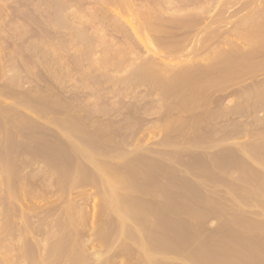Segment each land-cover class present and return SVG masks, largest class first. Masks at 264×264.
<instances>
[{
  "label": "rangeland",
  "instance_id": "obj_1",
  "mask_svg": "<svg viewBox=\"0 0 264 264\" xmlns=\"http://www.w3.org/2000/svg\"><path fill=\"white\" fill-rule=\"evenodd\" d=\"M262 26L264 0H0V264H264Z\"/></svg>",
  "mask_w": 264,
  "mask_h": 264
},
{
  "label": "bare ground",
  "instance_id": "obj_2",
  "mask_svg": "<svg viewBox=\"0 0 264 264\" xmlns=\"http://www.w3.org/2000/svg\"><path fill=\"white\" fill-rule=\"evenodd\" d=\"M222 10H223V9H222ZM202 11H203V10H202ZM205 11H208V10L205 9V10H204V13H206ZM219 12H220V11H219ZM219 12H218V13H219ZM225 12H226V10H225ZM231 12H232V11H231ZM208 13H209V12H208ZM197 14H198V16L200 15V13H197ZM197 14H195V15H196V18H199V17L197 16ZM219 14H220V15H221V14L223 15V11H222V13H219ZM225 14H226V13H225ZM233 14H235V12H233ZM233 14L230 13L229 16H233ZM193 16H194V15H193ZM218 16H219V15H218ZM226 16H228V15H226ZM226 16L224 15V17H226ZM221 17H222V16H220V18H221ZM224 17L222 18V20L224 19ZM189 18H191V17H189ZM193 18H194V17H193ZM201 18H202V14H201ZM201 18H199V19H201ZM204 18H205V17H204ZM215 18H216V17H215ZM218 19H219V18H217V20H218ZM179 20H181V18H180ZM182 20H184V19H182ZM187 20H188V19H187ZM187 20H186V21H187ZM189 20H190V19H189ZM192 20H195V19H191V21H189V22H190V23L193 22ZM196 20H198V19H196ZM201 20H202V19H201ZM222 20H221V21H222ZM174 21L176 22V20H174ZM184 21H185V20H184ZM198 21H199V20H198ZM218 21H219V20H218ZM178 22H179V21H178ZM189 22H188L187 24H189ZM196 22H197V21H196ZM176 23H177V22H176ZM182 23H183V22H181V24H182ZM185 23H186V22H185ZM211 23H212V22H211ZM213 23H214V22H213ZM215 23H216V22H215ZM187 24H185V25H187ZM217 24H218V23H217ZM183 25H184V23H183ZM191 25H192V24H191ZM191 25H190V26H191ZM213 26H214V25H213ZM213 26H212V27H213ZM212 27H211V28H212ZM207 28H208V27H207ZM260 28H261V27H260ZM258 29H259V28H258ZM262 29H263V30H261V29H259V30H261V31L263 32V31H264V27H263V26H262ZM258 32H259V35H261L262 32H261V33H260V31H258ZM196 36H197V35H196ZM253 36H254V34H253ZM256 36L259 37V36H258V33L255 34V38H256ZM262 36H264V33L261 35V37H262ZM183 37H184V36H183ZM183 37H182V38H183ZM194 37H195V36H194ZM261 37H260V38H261ZM180 38H181V37H180ZM186 38H187V39H186ZM188 38H189V36H188V37L185 36L183 39H185V40H189ZM199 38H200V37H198V39H199ZM248 38H249V37H248ZM252 38H253V37H252ZM169 39H170V38H169ZM198 39H197V40H198ZM165 40H166V39H165ZM165 40H164V41H165ZM174 40H175V39H173V40L171 39V40H168V41H169V42H170V41L172 42V41H174ZM247 40H248V39H247ZM252 40H253V39L250 38V41H252ZM258 40H261V41L263 42L264 39H263V38H262V39L257 38V39H256L255 41H253V42H254V43H257ZM168 41H167V42H168ZM248 41H249V40H248ZM174 42H176V41H174ZM178 42L180 43V41H178ZM183 42H184V40H183ZM185 42L189 43V41H185ZM258 42H259V43H262V42H260V41H258ZM165 43H166V41L164 42V44H165ZM172 43H173V42H172ZM181 43H182V42H181ZM181 43H180V44H181ZM192 43H193V42H192ZM170 44H171V43H170ZM180 44H179V45H180ZM185 44H186V43H185ZM185 44H184V45H185ZM257 44H258V43H257ZM165 45H166V44H165ZM177 45H178V43H177ZM177 45H176V47H177V48L179 49V51H180V48H179V46H177ZM182 45H183V44H182ZM184 45H183L182 49L187 48L186 46H187L188 44H186L185 48H184ZM192 45H193V44H192ZM262 45L264 46V42L262 43ZM262 45L260 44V46H262ZM167 46H168V45H167ZM169 46H171V45H169ZM174 46H175V45H174ZM188 46H189V47H188L189 49H192V48H193V47L190 48V43H189ZM263 46H262V48H264ZM171 47H172V46H171ZM258 47H259V45H258ZM172 48H175V47H172ZM172 48H171V49H172ZM188 48H187V50H188ZM260 48H261V47H260ZM260 48H259V49H260ZM167 49H168V48H167ZM178 49H177V50H178ZM259 49H258V50H259ZM175 50H176V49H175ZM187 50H186V51H187ZM260 50H261V49H260ZM262 50H263V49H262ZM172 51H174V49H172ZM184 51H185V50H184ZM258 52H260V51H258ZM258 52H257V53H258ZM223 53H224V52H223ZM260 53H264V52L261 51ZM220 54H221V52H220ZM220 54H219V55H220ZM226 54L229 55V54H231V53L229 52V53H226ZM224 55H225V54H224ZM214 56H215V55H214ZM217 56H218V55H217ZM217 56H216V57H217ZM220 56H221V55H220ZM226 56H227V55H225V56L222 55V59H223V57L226 58ZM229 56H230V55H229ZM210 57H213V55L210 56ZM210 57L207 58V59H210ZM227 57H228V56H227ZM231 57H232V54H231ZM217 58H219V57H217ZM225 58H224V59H225ZM222 59L220 58V60H222ZM205 60H206V59H205ZM210 60H212V62H213L215 59H210ZM216 60H217V59H216ZM216 60H215L214 62H216ZM203 61H204V60H203ZM226 61H228V60H226ZM230 61H231V60H230ZM230 61H229V62H230ZM208 62H210L209 64L212 63L211 61H208ZM208 62L206 61V64H207ZM203 63H204V62H201V64H203ZM237 63H238V62H237ZM237 63H236V64H237ZM197 64H198V63H197ZM201 64H200V65H201ZM206 64L204 63L203 65L205 66ZM209 64H208L207 66L210 67L212 64H211V65H209ZM220 64H221V63H220ZM194 65H195V64H194ZM200 65H199V66H200ZM212 66H213V65H212ZM212 66L210 67V69L212 68ZM225 66H226V65H225ZM230 66H231V65H230ZM192 67H193V66H192ZM195 67H196V66H194L193 68H195ZM201 67H202V65H201ZM213 67H214V66H213ZM222 67H223V66H222ZM226 67H228V66H226ZM226 67H225V68H226ZM188 68H189V67H188ZM196 68H198V67H196ZM196 68H195V69H196ZM228 68H229V67H228ZM228 68H226V69H228ZM230 68L232 69V67H230ZM198 69H199V68H198ZM202 69H203V67H202ZM222 69H223V68H222ZM190 70H191V69H190ZM206 70H209V69L206 68ZM211 70H214V69H211ZM193 71H194V70H193ZM202 71H204V69H203ZM190 72H191V71H190ZM194 72H196V71H194ZM194 72H193V73H194ZM197 72H198V71H197ZM197 72L194 73V74H196V77H197V75H198ZM207 72H208V71H207ZM209 72H211V71H209ZM181 73H183V71H182ZM181 73H180V74H181ZM223 73H224V69H223ZM174 74H175V73H174ZM204 74H205V73H204ZM183 75H184V74H183ZM172 76H173V75H172ZM175 76H176V74H175ZM175 76H174V77H175ZM191 76H192V75H191ZM205 76H206V75H205ZM205 76H203V77H205ZM174 77H173V78H174ZM182 77H183V76H182ZM185 77H186V76H185ZM200 77H201V76H200ZM209 77H211V76H209ZM170 78H171V77H170ZM170 78H169V80H170ZM179 78H180V76H179ZM179 78L177 77L178 80H179ZM190 78H191V77H190ZM194 78H195V76H194ZM198 78H199V77H198ZM180 79H182V78H180ZM195 79H197V78H195ZM166 80H167V79H166ZM171 80H172V82H173V79H172V78H171ZM174 80H176V78H174ZM186 80H188V79H186ZM186 80L184 79V81H186ZM200 80H201V79H200ZM200 80L198 79V81H200ZM190 81H191V80H190ZM165 82H166V81H165ZM174 82H175V85H177V84H176V81H174ZM174 82H173V83H174ZM187 82L189 83V81H187ZM187 82H185V83H187ZM193 82H194V81H193ZM163 83H164V82H162V85H163ZM166 83H168V82H166ZM177 83H178V82H177ZM195 83H196V82H195ZM193 84H194V83H193ZM193 84H192V85H189V86L192 88V86L195 85V84H194V85H193ZM196 84H197V83H196ZM167 85L172 86L173 84H172V85L167 84ZM178 85H179V86L181 85V87H182V86H183V83H181V84L178 83ZM184 86H186V85H184ZM184 86H183V87H184ZM189 86H188V87H189ZM196 86H197V85H196ZM172 87H173V86H172ZM175 87H176V86H175ZM186 87H187V86H186ZM194 87H195V86H194ZM170 88H171V87H170ZM184 88H185V87H184ZM191 88H189V90H190V92L193 93V94H194V92L197 91L196 89H198V88H196V89H195L196 91H195V90H193L194 88H193V89H191ZM166 89H168V88L166 87ZM175 89H176V88H175ZM175 89H174V90H175ZM179 89H180V87H179ZM181 89H182V88H181ZM174 90H171V91L174 92ZM182 90H183V89H182ZM187 90H188V89H187ZM192 90H193V92H192ZM167 91H168V90H166L165 92H167ZM177 91H180V92H181V90H177ZM172 92H171V93H172ZM2 93H3V92H2ZM7 93H9V92H6L5 94H7ZM174 93H176V92H174ZM185 93H187V92L185 91ZM185 93H183V94H185ZM5 94H4V96H5ZM12 94L14 95V92H13ZM176 94H177V93H176ZM176 94H175V95H176ZM180 94H181V93H178V95H180ZM188 94H189V93H188ZM15 95H16V94H15ZM190 95H191V94H190ZM7 96L9 97V95H7ZM181 96H182V95H181ZM11 97H12V99H15V98H13V96H11ZM22 97H23V96H22ZM263 97H264V96H263ZM21 99H22V98H21ZM15 100H17V99H15ZM18 100H19V99H18ZM193 100H194V99H193ZM20 101H22V100H20ZM20 101H16V102L20 103ZM26 102H28V101H26ZM38 103H40V102H38ZM38 103H37V104H38ZM31 104H32V103H31ZM40 104H41V103H40ZM40 104H39V105H40ZM34 105H35V104H34ZM191 105H192V104H191ZM39 107H42V106H38V107H36V109L39 108ZM9 108H10V107H9ZM11 108H12V106H11ZM34 108H35V107H34ZM14 110H15V109H14ZM14 110H12V111L14 112ZM41 110H42V108H41ZM12 111H11V113H13ZM18 111H19V110H18ZM15 112H17V111H15ZM15 116H16V114H15ZM17 117H18V115H17ZM22 117H23V116H22ZM73 117H74V116H73ZM67 118H68V117H67ZM69 118H72V116L69 117ZM12 119H13V117H12ZM15 119H16V118H15ZM15 119H13V120L15 121ZM21 120H23V118H22ZM68 120H69V119H68ZM72 120L74 121L75 118L72 119ZM77 120H78V119H77ZM196 120H197V119H196ZM10 121H11V119H10ZM79 121H81V120H79ZM19 122H20V121H19ZM76 122H77V123H76ZM76 122H75V124H78V121H76ZM11 123H13V122H11ZM71 123H72V121H71ZM20 124H21V123H20ZM68 124H70V122L67 123V125H68ZM72 124H73V123H72ZM83 124H85V122H84ZM32 125H33V124H32ZM78 125L80 126V124H78ZM81 125H82V124H81ZM9 126H10V125H9ZM63 126H66V123H64ZM69 126H70V125H69ZM74 126H75V125H74ZM74 126H73L72 128H74ZM76 126H77V125H76ZM79 126H78V127H79ZM33 127H34V126H33ZM83 127H84V126H83ZM83 127H79V129H80V128H83ZM89 127H90V126H89ZM31 128H32V127H31ZM72 128H71V130H72ZM75 128H76V127H75ZM75 128H74V129H75ZM84 128H85V127H84ZM84 128H83V130H84ZM36 129H37V128H36ZM76 129H77V128H76ZM76 129H75V130H76ZM91 129H93L92 126H91ZM80 130H82V129H80ZM93 130H94V129H93ZM93 130H92V131H93ZM95 130H96V129H95ZM95 130H94V132H95ZM73 131H74V130H73ZM76 131H77V130H76ZM78 131H79V130H78ZM78 131H77V133L79 134L81 131H79V132H78ZM85 131H86V130H84V134L86 135V132H85ZM92 131H91V132H92ZM98 131L100 132L101 130L98 129ZM98 131H96V132H97L98 134H100ZM103 131H104V130H103ZM82 132H83V131H82ZM96 132H95V133H96ZM105 133H106V132H105ZM105 133L103 132V134H105ZM80 134H81V133H80ZM88 134H89V133L87 132V135H88ZM92 134H93V133H92ZM98 134H96V135L99 136ZM85 135H83V136H85ZM101 135H102V134H101ZM105 135H106V134H105ZM108 135H109V134H108ZM88 136H89V135H88ZM92 136H94V135H91V137H92ZM103 136H104V135H103ZM109 136H110V135H109ZM79 137H80V136H79ZM85 137H86V136H85ZM106 137H107V136H106ZM80 138H81V137H80ZM88 138H90V137H87V139H88ZM96 138H97V137H96ZM107 138L109 139V137H107ZM91 139H92V138H91ZM110 139H111V138H110ZM11 140H12V139H11ZM92 140H93V139H92ZM96 140H97V139H96ZM96 140H95V141H96ZM99 140H100V138H99ZM102 140H104V139H102ZM20 142H21V141H20ZM101 142H102V141H101ZM109 142H110V140L108 141V143H109ZM11 143H12V142H11ZM13 143H14V142H13ZM89 143H90V139H89ZM98 143H99V142H98ZM103 143H104V142H103ZM103 143H102V144H103ZM108 143H107V144H108ZM15 144H16V143H15ZM90 144H91V143H90ZM102 144H100V145H102ZM107 144L104 145V146H107ZM20 145H21V144H20ZM22 145H23V142H22ZM92 145H93V143H92ZM97 145H98V144H97ZM97 145L95 144L94 146L96 147ZM104 146H103V147L100 146V147H101V148H104ZM47 147H48V146H47ZM56 148H57V147H56ZM65 148H66V147H65ZM96 148H98V147H96ZM107 149H108V148H107ZM257 149H258V148H255V153H257V152H256ZM47 150H48V149H47ZM50 150H51V149H50ZM54 150H56V149H54ZM57 150H58V148H57ZM57 150H56V151H57ZM60 150H61V151H64L63 149H60ZM67 150H68V149H67ZM98 150H99V148H98ZM100 150H101V149H100ZM104 150H105V148H104ZM71 151H72V150H71ZM73 151L76 152V150H73ZM102 151H103V150H102ZM106 151H107V150H106ZM260 151H261V149L258 150V152H260ZM263 151H264V150H263ZM263 151H262L261 153H264ZM65 152H66V151H65ZM65 152H64V153H65ZM69 152H70V151H69ZM80 152H81V151H80ZM64 153H61V154H64ZM261 153H260V154H261ZM67 154H68V153H67ZM73 154H75L74 156H78L77 153H73ZM79 154H80V153H79ZM260 154L258 155V153H257V155L261 157L262 154H261V155H260ZM57 155H59V154H57ZM70 155H72V153H70ZM81 155H83V153H81ZM72 156H73V155H72ZM72 156H71V157H72ZM83 156H84V155H83ZM67 157H69V155H68ZM67 157L65 156V158H67ZM85 157H89V156H85ZM91 157H92V156H91ZM263 157H264V156H263ZM67 159H68V158H67ZM73 159L76 160V157H74ZM86 159H87V158H86ZM88 159H90V161H91L92 158L89 157ZM93 159H94V158H93ZM138 160H139V159H138ZM71 161H72V159H71ZM135 161H136V160H135ZM67 162H68V161H67ZM136 162H137V161H136ZM138 162H139V161H138ZM130 163H131V162H130ZM139 163H140V162H139ZM139 163H136V164H139ZM141 163H142V162H141ZM141 163H140V164H141ZM143 163L145 164V162H143ZM128 164H129V163H128ZM131 164H133V163H131ZM131 164H129V168L134 167V166H132ZM140 164H139V165H140ZM146 164H147V162H146ZM146 164H145V166H146ZM130 165H131V167H130ZM133 165H134V164H133ZM139 165H137V167H138ZM148 165H149V163H148ZM217 165H218V164H217ZM127 166H128V165H127ZM127 166H126V168H128ZM141 166H143V165H141ZM145 166H144V168H146ZM149 166H150V165H149ZM149 166H147V168H148ZM204 166H205V165H204ZM220 166H221V165H220V162H219V167H220ZM223 166H225V165H223ZM161 167H162V166H161ZM101 168H102V167H101ZM103 168H104V167H103ZM103 168H102L101 170H103ZM135 168H136V167H135ZM144 168H142V169H144ZM149 168H150V167H149ZM149 168H148V169H149ZM205 168H207V167H205ZM205 168H204V169H205ZM220 168H222V167H220ZM81 169H82V168L80 167V168H79V172L81 171ZM131 169H132V168H131ZM131 169H130V171H131ZM160 169H161V171L163 170L162 168H160ZM209 169H210V168H208L207 170H209ZM101 170H100V171H101ZM115 170H116V171H119L118 169H115ZM115 170H114L113 173H115ZM136 170H137V168H136ZM205 170H206V169H205ZM205 170H204V172H205ZM83 171L85 172L84 168H83ZM133 171H135V170H134V169L132 170L131 177H133V176H132ZM143 171L145 172V170H143ZM146 171H147V170H146ZM156 171H158V170H156ZM156 171H155V172H156ZM84 172L82 173V175L87 173V172H86V173H84ZM102 172H103V171H102ZM135 172H137V171H135ZM135 172H134V174H135ZM148 172H151V171H148ZM155 172H154V173H155ZM159 172H160V171H159ZM88 173H89V172H88ZM103 173H106V171H104ZM113 173H112V174H113ZM152 173H153V172H152ZM205 173H208V172H205ZM118 174H119V173H117V175H118ZM134 174H133V175H134ZM147 174H149V173H147ZM155 174H156V173H155ZM158 174H159V173H158ZM87 175H91V174H87ZM87 175H86V176H87ZM102 175H103V174H102ZM114 175H115V174H114ZM115 176H116V175H115ZM134 176H135V175H134ZM243 176H244V175H243ZM117 177H118V176H117ZM151 177H152V176H151ZM111 178H112V177H111ZM111 178H110V179H111ZM153 178H155V177H153ZM159 178H160V177H159ZM159 178H158V179H159ZM102 179H103V178H102ZM104 179H105V178H104ZM106 179L108 180L109 178H106ZM110 179H109V181H110ZM113 179H114V176H113V178L111 179V180H112V183H110L109 181H105V182H109V183L112 184V186H113V185H114L113 183L116 182L117 178H116V180L114 179L115 181H114ZM130 179H132L131 181H132V183H133V181H134L133 178H130ZM130 179H127V180H125V181H128V180H130ZM151 179H152V178H151ZM151 179H148V180H151ZM155 179H156V178H155ZM122 180H123V179H122ZM122 180H121V181H122ZM156 180H157V179H156ZM113 181H114V182H113ZM153 181H154V179H153ZM102 182H103V184H102V186H103V185H104V181L102 180ZM119 182H120V181H119ZM136 182H137V181H136ZM144 182H145V181H144ZM148 182H149V181H148ZM158 182H159V181H158ZM127 183H128V186L130 187L129 183H131V182L129 181V182H126V184H127ZM138 183H139V182H138ZM138 183H137L136 186H138ZM141 183L143 184V181H142ZM159 183H160V182H159ZM162 183H163V182H162ZM169 183H170V182H169ZM183 183H185V182H183ZM183 183H182V184H183ZM115 184L118 185L119 183L116 182ZM121 184H123V183L120 182V185H121ZM142 184H139V185H142ZM152 184H153V183H152ZM154 184H157V182L154 183ZM186 184H187V183H186ZM106 185H107V184L105 183V186H106ZM120 185L117 186V189L120 187ZM123 185H124V186H123ZM123 185H121L122 188L127 186V185H125V183H124ZM143 185H145V183H144ZM187 185H189V184H187ZM187 185H186V186H187ZM102 186H101V187H102ZM115 186H116V185H115ZM131 186H132V187H131V189H132V188H134L133 186H135V184H133V185H131ZM153 186H154V185H153ZM183 186H184V185H183ZM189 186H191V185H189ZM110 187H111V186H110ZM113 187H114V186H113ZM139 187L143 188L142 190H145L144 187H142V186H139ZM155 187H156V185H155ZM114 188H115V187H114ZM145 188H146V186H145ZM153 188H154V187H153ZM169 188H172V187L169 186ZM169 188H168V189H169ZM107 189H109V187H108ZM107 189H106V187H104V189H102V190H106L105 192H108V193H109L110 190L107 191ZM115 189H116V188H115ZM124 189H125V188H124ZM135 189H136V188H135ZM135 189H134V190H135ZM137 189L140 190V188H138V187H137ZM146 189L148 190V188H146ZM188 189H189V187H188ZM112 190H114V189H112ZM122 190H123V189H122ZM134 190H133V191H134ZM150 190H152V188H151ZM164 190H165V188H164ZM169 190H170V189H169ZM169 190H168V191H167V190L165 191V195H166V192H167V193L169 192ZM171 190H172V189H171ZM171 190H170V191H171ZM114 191H115V190H114ZM114 191H112V192H114ZM116 191H117V190H116ZM137 191H138V190H137ZM145 191H146V190H145ZM152 191H153V190H152ZM117 192H119V190H118ZM117 192H116V194H117ZM143 192H144V191H143ZM148 192H149V191H147L146 193H148ZM108 193H106V195H107V198H109V199H108V200L106 199V201L111 202L110 197L108 196ZM110 193H111V192H110ZM144 193H145V192H144ZM152 193H153V192H152ZM154 193L157 195L156 192H154ZM111 194H112V193H111ZM111 194H109V195H111ZM120 194H121V195H120ZM120 194H118V195L120 196L119 198L122 197V193H120ZM148 194H149V193H148ZM155 194H154V196H156ZM169 194H170V193H169ZM125 195H126V194H125ZM165 195H163V196H165ZM193 195H194V194H193ZM193 195H191V196H193ZM154 196H153V197H154ZM189 196H190V195H188V197H189ZM195 196H196V195H195ZM117 197H118V196H117ZM135 197H139V196H135ZM148 197H149V195H148ZM166 197H167V195H166ZM168 197H169V196H168ZM185 197H186L185 199H187V196H185ZM197 197H198V195H197ZM201 197H202V196H201ZM201 197H200V198H201ZM113 198H114V195H113ZM113 198H112V201L114 200ZM119 198H117V202H118V204H119L120 200L122 199V198H121V199H119ZM125 198H126V197H125ZM139 198H141V199H139V200H142V197H139ZM189 198H190V197H189ZM195 198H196V197H195ZM118 199H119V201H118ZM147 199H148V200H151V199H149V198H147ZM190 199H191V198H190ZM190 199H188V200H190ZM193 199H194V196H193ZM196 199H197V198H196ZM127 200H128V199H127ZM135 200H136V199H134V196H133L132 202H133V204H134V202H135V204H136V205L134 204L133 207H134V206H137V207H134L135 209L137 208V210L140 208V207H138V206H140L141 203H142L141 205H142L143 207H145V208H147L148 206H150V205L147 204V203L149 202L148 200H147V201H148L147 203L145 202V200H143V202L140 201L141 203H139V205H137L138 203H136L137 201H135ZM199 200H201V199L198 198V200H197L196 202L198 203ZM121 201H122V200H121ZM169 201H170V200H169ZM169 201H168V202H169ZM185 201H187V200H185ZM193 201H194V200H193ZM113 202H114V201H113ZM144 202H145L146 205H148V206L143 205ZM153 202H155V205H156V201L153 200ZM165 202H166V200H165ZM165 202H164V203H165ZM168 202H167L166 204H168ZM170 202H172V201H170ZM181 202H182V200H181ZM181 202H179V203H181ZM120 203H121V202H120ZM123 203H124V202L121 203V204H122L121 206H122L123 209H125L126 207H129V205H127V206L125 207V205H123ZM128 203H129V202H128ZM145 203H144V204H145ZM176 203H177V202H176ZM188 203H189V202H188ZM105 204H106V203H105ZM125 204H127V201H125ZM149 204H150V203H149ZM158 204H159V203H158ZM166 204H162L163 207H164ZM174 204H175V202H174ZM174 204H172L173 207H174ZM186 204H187V203H186ZM189 204H190V203H189ZM192 204H196V203L194 202V203H192ZM109 205H110V203H109ZM114 205H115V202H114ZM119 205H120V204H119ZM168 205L170 206V203H169ZM168 205H166V206L168 207ZM178 205H179V204H177V206H178ZM105 206L108 207V204L105 205ZM123 206H124V207H123ZM166 206H165V207H166ZM183 206H184V205H183ZM190 206H191V205H190ZM111 207H112V208H113V207H116V205H115V206H112V205H111ZM111 207H110V209H111ZM151 207H154V206L151 204ZM155 207H156V206H155ZM158 207H160V205H158ZM163 207H162V208H163ZM175 207H176V206H175ZM180 207H182V205H180ZM187 207H188V205H187ZM119 208H120V207H119ZM129 208H130V207H129ZM129 208H128V209H129ZM141 208H142V207H141ZM188 208H189V207H188ZM190 208H191V207H190ZM108 209H109V208H108ZM126 209H127V208H126ZM126 209H125V210H126ZM164 209H165V208H164ZM164 209H163V210H164ZM113 210H114V208L112 209V211H113ZM116 210H117V208H116ZM119 210L121 211V214H122V210H121V208H120ZM125 210H124L123 212H126ZM137 210H134V212H133V211H130V209H129L128 211H130V214H132L131 212H133L134 215H133V214H132V215H133L134 218H135L136 216H139L138 214H135V213H137V212H136ZM140 210H141V212H142V210H145V209L142 208V209H140ZM140 210H139V211H140ZM165 210H166V209H165ZM182 210H185V209H182ZM145 211H146V210H145ZM161 211H162V210H161ZM187 211H188V210H187ZM189 211H192V210H189ZM189 211H188V212H189ZM114 212H115V211H114ZM114 212H113V213H114ZM146 212H147V213H146ZM146 212H145V213H146V217H147V219H148V216H149L150 214L148 213V211H146ZM164 212H166V211H164ZM188 212H187V213H188ZM192 212H194V211H192ZM138 213L141 214L140 212H138ZM142 213H144V211H143ZM185 213H186V212H185ZM115 214H117V213L115 212ZM126 214H128V215H130V214H129V212L124 213V215H125L127 218H128V217H131V218L133 217L132 215L127 216ZM147 214H149V215L147 216ZM141 215H142V214H141ZM125 216H123V217H125ZM126 217H125V218H126ZM140 217H141V216H140ZM131 218H130V220H131ZM150 218H152V217L150 216V217H149V220H150ZM128 219H129V218H128ZM139 219H140V218H139ZM172 219H173V218H172ZM229 219L232 220V218H229ZM134 220H135V219H134ZM149 220H148V221H149ZM156 220H157V219H156ZM170 220H171V219H170ZM231 220H229V221H231ZM233 220H235V219H233ZM140 221H141V220H140ZM143 221H144V220H143ZM145 221H146V220H145ZM145 221H144V222H145ZM148 221H146V222H148ZM160 221L162 222L163 219L160 220ZM171 221H172V220H171ZM175 221H178V220L176 219ZM137 222H139V221H137ZM146 222H145V223H146ZM152 222H154V221H152ZM161 222H160V223H161ZM172 222H174V220H173ZM226 222H227V221H225V223H226ZM235 222H237V220H236ZM240 222H241V221H240ZM124 223H125V222H124ZM142 223H143V222H142ZM142 223H141V224H142ZM157 223H158V222H157ZM157 223H156V224H157ZM170 223H171V222H170ZM174 223L176 224V222H174ZM190 223H191V222H190ZM228 223H229V222H228ZM153 224H155V222H154ZM177 224H178V223H177ZM230 224H231V223H229V225H230ZM144 225L147 227L149 224L146 223V224H144ZM193 225H194V224H193ZM239 225H241V224H238V227H239ZM108 226H109V225H108ZM149 226H150V225H149ZM154 226H155V225H154ZM158 226H159V224L156 225V229H157V230L159 229ZM172 226H173V225H172ZM175 226H176V225H175ZM177 226H178V225H177ZM179 226H181V225H179ZM190 226H191V224H190ZM195 226H196V225H195ZM227 226H228V225H227V223H226V228H228ZM230 226H231V225H230ZM241 226H242V225H241ZM248 226H250V225H248ZM111 227H112V226H110V228H111ZM114 227H115V226H114ZM118 227H121V226H118ZM118 227L116 226V228H118ZM146 227H145V228H146ZM164 227H166V226H164ZM187 227H189V226L187 225ZM236 227H237V226H236ZM107 228H108V227H107ZM110 228H109V229H110ZM112 228H113V227H112ZM112 228H111V229H112ZM116 228H114V229H116ZM142 228H143V227H142ZM153 228L155 229V227H153ZM162 228H163V227H162ZM169 228H170V227H169ZM178 228H180V227H178ZM181 228H182V227H181ZM192 228H193V227H192ZM192 228H191V229H192ZM198 228H199V227H198ZM245 228H246V227H245ZM247 228H249V227H247ZM262 228H264V227H262ZM120 229H121V228H120ZM143 229H144V228H143ZM147 229H148V227H147ZM149 229H150V228H149ZM149 229H148V231H149ZM154 229H153V230H154ZM167 229H168V228H165L166 232L168 231ZM171 229L174 230L173 228H171ZM176 229H177V228H176ZM185 229L188 230L187 228H185ZM185 229L183 228L182 230H185ZM191 229H190V230H191ZM228 229H229V228H228ZM237 229H238V228H237ZM157 230H156V231H157ZM160 230H161V228L159 229V231H160ZM179 230H180V229H179ZM182 230H181V231H182ZM192 230H193V229H192ZM192 230H191V231H192ZM196 230H197V229H196ZM218 230H219V229H218ZM232 230H233V228H232ZM240 230H241V229L239 228V231H240ZM242 230H243V228H242ZM244 230H245V229H244ZM247 230H250V228L247 229ZM251 230H252V229H251ZM111 231H112V230H111ZM117 231H119V228H118ZM129 231H131V230H129ZM141 231H142V230H141ZM161 231L163 232V231H164V228H163V230H161ZM161 231H160V232H161ZM169 231H170V230H169ZM219 231H220V230H219ZM222 231H223V230H222ZM225 231H227V230H225ZM114 232H115V230H114ZM132 232H133V231H132ZM132 232L130 233V235L133 234ZM149 232H150V231H149ZM157 232H158V231H157ZM162 232H161V233H162ZM172 232H174V231H172ZM246 232H247V231H246ZM252 232H253V231H252ZM252 232H251V233H252ZM257 232H258V231H257ZM261 232H262V231H261ZM263 232H264V231H263ZM142 233H143V231H142ZM161 233H160V234H161ZM226 233H227V232H226ZM233 233H234V232H233ZM241 233H242V232H241ZM253 233H254V232H253ZM140 234H141V233H140ZM143 234H144V233H143ZM154 234H156V233L153 232L152 235H154ZM160 234H159V235H160ZM163 234H164V233H162V234L160 235V237H161V236H162V237L164 236L165 238H167V236H169V235H167V234H165V235H167V236H165V235H163ZM168 234H169V233H168ZM172 234H174V233H172ZM176 234H177V233H176ZM217 234L219 235L220 232L217 233ZM228 234H229V233H228ZM237 234H240V233H237ZM237 234H236V235H237ZM242 234H244V233H242ZM245 234H246V233H245ZM261 234H262V233H261ZM263 234H264V233H263ZM156 235H157V234H156ZM156 235H155V236H156ZM170 235H171V234H170ZM181 235H183V234L181 233ZM195 235H197V234H195ZM220 235H222V234H220ZM240 235H241V234H240ZM240 235H239V236H240ZM247 235H248V234H247ZM145 236H146V238H147V235H145ZM155 236H154V238H155V240H156V239L158 238V236H156L157 238H156ZM213 236H214V235H213ZM222 236H223V235H222ZM149 237H150V235H149ZM171 237H172V236H171ZM193 237H194V236H193ZM196 237H197V236H196ZM249 237H250V235H249ZM254 237H255V234H254ZM254 237L252 236V238H254ZM138 238H139V237H138ZM143 238H144V237H143ZM151 238H153V237H151ZM151 238H150V240L153 241V239H151ZM213 238H216V236L213 237ZM256 238H257V237H256ZM141 239H142V238H140V240H141ZM168 239H171V238L169 237ZM209 239H211V238H209ZM223 239H225V237H223ZM230 239H231V238H230ZM238 239H239V238H238ZM238 239H237V237H236V240H238ZM240 239H241V238H240ZM244 239H245V238H244ZM247 239H248V238H247ZM249 239H250V238H249ZM249 239H248V240H249ZM161 240H162V239H161ZM165 240H167V239H164V238H163V241H164L163 244L165 243V245H166ZM216 240H217V238H216ZM227 240H229V239H227ZM234 240H235V239H233V241H234ZM241 240H242V239H241ZM248 240H247V241H248ZM147 241H148V240H147ZM158 241H160V238H159ZM171 241H172V240H169V242H171ZM173 241H174V240H173ZM173 241H172V242H173ZM209 241H210V240H209ZM212 241H215V240H212ZM250 241H251V240H250ZM253 241H254V240H253ZM256 241H257V239H256ZM153 242H154V241H153ZM153 242H152V243H153ZM167 242H168V241H167ZM215 242H216V241H215ZM235 242H236V241H235ZM258 242H259V240H258ZM258 242H255V243L258 244ZM141 243H142V241H141ZM141 243L139 244V242H138V247H139V245H143L144 242H143L142 244H141ZM145 243H146V242H145ZM145 243H144V244H145ZM158 243H159V242H158ZM158 243H157V244H158ZM173 243H175V241H174ZM216 243H217V242H216ZM221 243H222V242H221ZM255 243H253V244H255ZM260 243H261V241L259 242V244H260ZM154 244H156V243L154 242ZM161 244H162V241H161ZM161 244H159L158 246H160ZM167 244H168V243H167ZM219 244H220V243H219ZM225 245H227V244H225ZM247 245H248V244H247ZM255 245H256V244H255ZM261 245H262V244H261ZM143 246H144V245H143ZM156 246H157V245H156ZM158 246H157V247H158ZM168 246H169V245H168ZM170 246H171V245H170ZM228 246H229V245H228ZM228 246H226V247L228 248ZM235 246H237V245H235ZM238 246H240V245H238ZM54 247H55V246H54ZM140 247H142V246H140ZM148 247H149V246H148ZM148 247H146V244H145V248H144V249H145V252H146V249H147ZM152 247H154V245H153ZM162 247L164 248L165 246L162 245ZM171 247H172V246H171ZM171 247H169V249H170ZM174 247H175V245H174ZM219 247H221V246H219ZM232 247H233V246H232ZM232 247L230 246V249H231ZM255 247H256V246H255ZM260 247H261V246H260ZM51 248H52V247H51ZM58 248H59V247H58ZM62 248H63V247H62ZM159 248H160V247H159ZM159 248H158V249H159ZM165 248H166L165 250H168L167 247H165ZM172 248H173V247H172ZM261 248H262V247H261ZM49 249H50V248H49ZM53 249H55V248H53ZM59 249H61V247H60ZM149 249H150V250H149ZM153 249H155V247H154ZM156 249H157V248H156ZM156 249H155V250H156ZM221 249H222V247H221ZM249 249H250V248H249ZM256 249H257V248H256ZM262 249H263V248H262ZM147 250H149V251H147V252H150V253H151V251H152L151 248H148ZM161 250H162V249H161ZM165 250H162V251H165ZM222 250H224V249H222ZM222 250H218V251H222ZM226 250H227V249H226ZM226 250H225V251H226ZM231 250L235 251V250H239V249L236 248L235 250H234V249H231ZM168 251H169V250H168ZM168 251H167V252H168ZM233 251H232V253H233ZM250 251H251V250H250ZM256 251H257V250H256ZM261 251H262V250H261ZM51 252H52V250L49 251V253H51ZM53 252H54V251H53ZM56 252H57V251H56ZM56 252H55V253H56ZM153 252H154V254L157 253V252L154 251V250H153ZM153 252H152V253H153ZM160 252H161V251H160ZM170 252H172V249H170L169 253H170ZM227 252H228V251H226V253H227ZM235 252H236L235 254H238V252H239V254L242 253V252H240V251H238V252L235 251ZM140 253H141L140 256H144V255H142L143 253H142L141 251H140ZM221 253H222V252H221ZM229 253H230V251H229ZM244 253H245V252H244ZM254 253H255V255H258V254H256V252H254ZM146 254H147V253H146ZM224 254H225V253H224ZM224 254H223V256H224ZM261 254H262V253H261ZM261 254H260V255H261ZM49 255H50V254H49ZM155 255H156V254H155ZM219 255H221V254H219ZM229 255H230V254H229ZM51 256H52V255H51ZM51 256H49V257L52 258ZM53 256H54V255H53ZM146 256H147V255H146ZM148 256H149V255H148ZM151 256H152V255H151ZM216 256H217V255H216ZM230 256H231V255H230ZM230 256H228V257H230ZM244 256H246V255H244ZM247 256H248V255H247ZM261 256H263V255H261ZM49 257H48V258H49ZM144 257H145V256H144ZM212 257H213V256H212ZM212 257H211V258H212ZM231 257H235L234 254H233V256H231ZM140 258H141V257H140ZM204 258H205V257H204ZM207 258H209V257H207ZM211 258H209V259H211ZM216 258H217V257H216ZM235 258H236V257H235ZM235 258H234V260H235ZM238 258H239V257H238ZM242 258H243V257H242ZM258 258H259V257H258ZM260 258H261V257H260ZM148 259H149V257H148ZM150 259H151V258H150ZM209 259H208L207 261H209V263H210V260H209ZM219 259H222V261H223V258H219ZM225 259H226V258H225ZM225 259H224V260H225ZM227 259H229V258H227ZM232 259H233V258H231V260H232ZM256 259H257V256H256ZM263 259H264V257H263ZM46 260H47V259H46ZM48 260H49V259H48ZM48 260H47V261H48ZM141 260L146 261L147 258H146V257H145L144 259L141 258ZM215 260H216V259H215ZM239 260H240V258H239ZM239 260H237V261H239ZM259 260H260V259H259ZM259 260H258V261H259ZM44 261H45V260H44ZM44 261H43V262H44ZM52 261H53V260H52ZM204 261H206V260H204ZM211 261H212V260H211ZM220 261H221V260H220ZM220 261H219V263H221ZM226 261H227V260H226ZM237 261H236V262H237ZM48 262H50V261H48ZM215 262H216V261H214V263H215ZM227 262H228V261H227ZM229 262H230V261H229ZM159 263H160V262H159ZM203 263H204V262H203ZM217 263H218V262H217ZM233 263H234V262H233ZM41 264H42V263H41ZM44 264H49V263H44ZM207 264H208V263H207ZM215 264H216V263H215ZM225 264H226V262H225ZM227 264H228V263H227ZM239 264H240V263H239Z\"/></svg>",
  "mask_w": 264,
  "mask_h": 264
}]
</instances>
